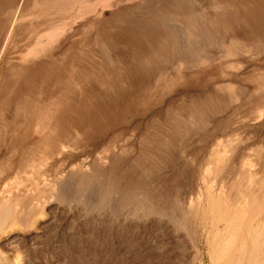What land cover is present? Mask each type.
I'll return each instance as SVG.
<instances>
[{"label": "rangeland", "instance_id": "obj_1", "mask_svg": "<svg viewBox=\"0 0 264 264\" xmlns=\"http://www.w3.org/2000/svg\"><path fill=\"white\" fill-rule=\"evenodd\" d=\"M260 191L264 0H0V264H212Z\"/></svg>", "mask_w": 264, "mask_h": 264}, {"label": "bare ground", "instance_id": "obj_2", "mask_svg": "<svg viewBox=\"0 0 264 264\" xmlns=\"http://www.w3.org/2000/svg\"><path fill=\"white\" fill-rule=\"evenodd\" d=\"M260 192L254 193L256 195L252 194L247 196V199L245 197L246 200L243 198L244 201H241L242 198L240 201L238 200L239 202L236 204L235 211L232 214L228 212L230 207L228 204L229 207L224 202L223 205L220 203L224 200L218 202L220 206L214 214L219 220L213 221H221L224 226L222 229H212V237L208 243L212 264H218L219 262L223 264H264V218H261L262 220H256V222H246V220H243L245 215L243 213L247 208L255 204L257 205L259 201L264 200V193ZM257 193L260 195H257ZM261 194L263 195L261 196ZM227 203L230 202L228 201ZM261 206L260 204L259 207L258 204L259 208ZM0 210L1 229L10 215V208L2 203ZM231 254H234L233 258Z\"/></svg>", "mask_w": 264, "mask_h": 264}]
</instances>
